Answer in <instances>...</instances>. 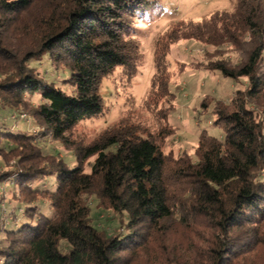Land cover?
<instances>
[{"label":"trees","instance_id":"16d2710c","mask_svg":"<svg viewBox=\"0 0 264 264\" xmlns=\"http://www.w3.org/2000/svg\"><path fill=\"white\" fill-rule=\"evenodd\" d=\"M153 1H54L56 7L39 24L44 29L35 31L33 26L18 27L34 0H0V110L14 111L24 99L37 97L38 107L31 114L41 126L37 135H28L5 131L0 125V140L28 152L39 137H50L71 150L76 161L70 168L58 159L47 162L19 152L21 167L1 180H12V186L21 187V194L31 198L15 203L8 213L11 220L0 217V264H132L137 248L175 215L186 225L189 215L206 218L210 230L225 240L210 251L205 264H228L243 250L228 239L232 230L264 221L262 0L240 2L223 24L231 31V44H239L232 39L234 34L246 35L248 41L239 64L216 61L212 70L233 80L245 78L248 88L232 111L217 113L223 139L200 135L197 162L177 165L178 177L187 182L186 198L172 201L159 146L134 128L119 127L89 145L68 139L79 123L103 113L100 83L116 68L131 66L136 45L128 41L130 21L150 11ZM30 30L32 39L25 41ZM43 56L66 71L61 84L47 82L29 67ZM92 157L87 173L84 164ZM43 179H50L49 187L36 185ZM91 196L126 217L115 236L90 222L83 198ZM37 198L47 204L42 213ZM61 242L67 244L64 252Z\"/></svg>","mask_w":264,"mask_h":264},{"label":"rangeland","instance_id":"374dc122","mask_svg":"<svg viewBox=\"0 0 264 264\" xmlns=\"http://www.w3.org/2000/svg\"><path fill=\"white\" fill-rule=\"evenodd\" d=\"M54 1L59 0H34L18 27L44 29L39 24L56 7ZM242 1L154 0L150 11L140 12L130 21L132 36L128 41L136 45L131 66L116 68L100 83L103 113L79 123L68 139L75 144L89 145L119 127L134 128L159 146L165 158L172 201L181 196L186 198L187 182L178 177L177 165L197 162L200 135L223 139L224 130L217 113L232 111L234 102L239 101L248 88L245 78L233 80L212 70L216 61L231 65L242 61L247 36L234 34L232 39L239 43L235 46L228 38L231 31L223 26ZM261 2L264 4V0ZM31 32L25 41L32 39L29 38ZM29 65L39 77L57 85L67 76L61 66H55L46 56ZM66 87L63 89L71 93ZM38 104V98L33 97L24 99L14 111L0 110L1 127L5 131L37 135L41 126L31 113ZM34 145L35 148L26 152L13 142L0 140V180L8 171L20 168L18 157L29 153L44 157L47 162L58 159L70 168L76 165L72 151L50 137H39ZM35 159L40 165L44 163ZM93 160L94 157L84 164L85 172H89ZM11 181H0V217L8 221L12 218L8 213L14 210L15 203L31 198L25 193L22 195L21 187L12 186ZM50 183V179H43L36 185L49 187ZM83 199L90 209V222L106 235L115 236L126 224V217L113 213L106 203L93 196ZM35 202L41 204V213L47 209L42 198ZM188 219L187 225L179 221L177 215L165 222L132 254V264H205L210 251L217 250L220 241L225 239L210 230L206 218L189 215ZM228 239L243 249L233 255L228 264H264V221L233 229ZM60 249L62 252L67 249L66 242H61Z\"/></svg>","mask_w":264,"mask_h":264}]
</instances>
